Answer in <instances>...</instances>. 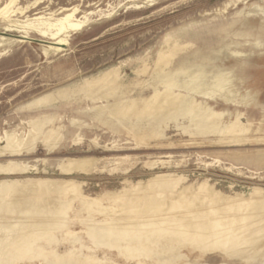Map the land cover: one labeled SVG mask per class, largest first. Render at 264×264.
I'll list each match as a JSON object with an SVG mask.
<instances>
[{"label":"rangeland","instance_id":"374dc122","mask_svg":"<svg viewBox=\"0 0 264 264\" xmlns=\"http://www.w3.org/2000/svg\"><path fill=\"white\" fill-rule=\"evenodd\" d=\"M169 43L183 49L176 62L188 56L198 66L208 64L207 72L221 69L231 77L234 100L226 103L216 94L210 105L223 114L224 125L238 120L244 126L241 142H221L218 133L193 135L170 123L162 136L139 144L120 124L110 128L93 118V103L82 98L56 103V111L45 109L57 115L59 139L52 149L43 139L31 147L32 125L42 112L28 109L34 100L112 69L120 70L126 90L145 93L148 87L135 82L148 81V76L138 78L135 72L142 62L153 67ZM263 140L264 0H0V184L75 183L78 197L57 189L74 200V220L87 199H98L95 207L119 212L112 196L123 199L133 184L157 177L174 185L170 197L191 196L199 207L224 210L225 201L237 207L245 198L264 201ZM68 159L93 164L89 172L63 173L60 166ZM67 247L63 242L54 248L62 253ZM188 261L264 264V258L248 263L217 251L203 257L191 253Z\"/></svg>","mask_w":264,"mask_h":264},{"label":"bare ground","instance_id":"6f19581e","mask_svg":"<svg viewBox=\"0 0 264 264\" xmlns=\"http://www.w3.org/2000/svg\"><path fill=\"white\" fill-rule=\"evenodd\" d=\"M182 51L179 44L169 43L158 52L153 67L142 62L135 74L138 78L148 76V81L135 84L149 90L134 93L137 96L125 89L120 70L112 69L37 98L28 105L30 110L42 111L32 125L31 147L43 139L52 149L60 131L55 104L78 103L82 98L93 103L89 109L93 118L110 128L120 124L139 144L162 136L170 123L193 135L218 133L223 135L221 142H241L244 126L238 120L224 125L220 121L223 114L210 105L216 94L226 103L234 100L231 77L221 69L207 72L208 64L198 66L188 56L176 62ZM51 108L55 111L49 113ZM181 120L187 125L180 124ZM92 164V160L68 159L60 167L63 173H84ZM171 183L157 177L133 184L123 199L112 196V206L120 208L119 212L95 207L99 200L87 199L82 211L75 213L76 220L70 213L75 209L74 200L57 190L60 187L78 197L75 183L28 180L0 184V263L41 259L45 264H191L189 254L197 252L203 257L213 251L248 263L264 258V201L245 198L238 207L225 201L228 205L224 210L219 205L220 210L214 206L205 209L195 205L191 196L170 197L174 189ZM202 187L207 188L206 184ZM140 188L142 194L133 193ZM75 226H80L81 232H76ZM69 231L74 234H67ZM63 242L69 247L62 253L55 250ZM83 249L90 253H83Z\"/></svg>","mask_w":264,"mask_h":264}]
</instances>
